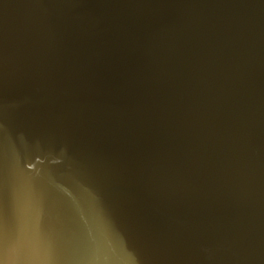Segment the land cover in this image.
<instances>
[{"label": "water", "instance_id": "95a60500", "mask_svg": "<svg viewBox=\"0 0 264 264\" xmlns=\"http://www.w3.org/2000/svg\"><path fill=\"white\" fill-rule=\"evenodd\" d=\"M0 264H264V0H0Z\"/></svg>", "mask_w": 264, "mask_h": 264}]
</instances>
